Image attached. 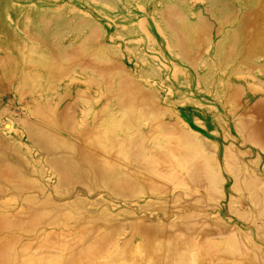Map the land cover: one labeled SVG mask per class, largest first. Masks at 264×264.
Here are the masks:
<instances>
[{
  "label": "rangeland",
  "instance_id": "1",
  "mask_svg": "<svg viewBox=\"0 0 264 264\" xmlns=\"http://www.w3.org/2000/svg\"><path fill=\"white\" fill-rule=\"evenodd\" d=\"M0 264H264V0H0Z\"/></svg>",
  "mask_w": 264,
  "mask_h": 264
}]
</instances>
